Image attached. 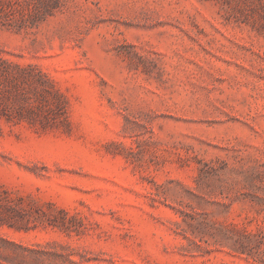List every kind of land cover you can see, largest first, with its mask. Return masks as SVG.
Masks as SVG:
<instances>
[{"label": "rangeland", "instance_id": "obj_1", "mask_svg": "<svg viewBox=\"0 0 264 264\" xmlns=\"http://www.w3.org/2000/svg\"><path fill=\"white\" fill-rule=\"evenodd\" d=\"M0 67V263L264 264V0H0Z\"/></svg>", "mask_w": 264, "mask_h": 264}, {"label": "trees", "instance_id": "obj_2", "mask_svg": "<svg viewBox=\"0 0 264 264\" xmlns=\"http://www.w3.org/2000/svg\"><path fill=\"white\" fill-rule=\"evenodd\" d=\"M5 72L6 71L3 68L0 67V86L1 85L5 86V84H4V79L5 78H10L11 80L15 81V83L17 85L18 81L21 78L24 79V78H27V76H32L25 69H23L21 67H18L17 73H10L11 75L8 74V76H7V74ZM17 87H20V85L17 86ZM1 90L2 89H0V91ZM19 92L21 93V91H19ZM30 114H31V116H33V114H35V111H34V109L32 107L31 108L30 107L27 108L24 112H19L18 113V119H23V117L30 118ZM11 201H12L11 197H8V198H6V196L2 197L1 196V192H0V224L8 223L10 226H17V222L13 221L14 216H12L10 214V212H7L8 209L12 208ZM0 264H2V263H0Z\"/></svg>", "mask_w": 264, "mask_h": 264}]
</instances>
